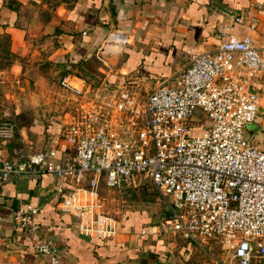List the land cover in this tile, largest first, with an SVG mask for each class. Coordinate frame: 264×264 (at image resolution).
Returning a JSON list of instances; mask_svg holds the SVG:
<instances>
[{"label": "built area", "instance_id": "1", "mask_svg": "<svg viewBox=\"0 0 264 264\" xmlns=\"http://www.w3.org/2000/svg\"><path fill=\"white\" fill-rule=\"evenodd\" d=\"M102 42L98 51L106 56V45L121 47L127 37L111 31ZM185 52L180 69L144 92L128 80L61 75L58 90L72 112L63 111L57 132L40 146L17 140L0 153V180L51 175L54 209L69 214L80 234L105 239L118 220L103 212L100 190L134 184L140 173L167 208L140 234L177 235L221 264H256L264 258V143L246 139L244 127L264 128V93L257 89L264 47L229 32ZM13 129L0 121V137L12 138ZM38 208L19 202L6 221L11 231L36 234L35 252L58 264L57 246L34 220ZM4 220L0 215V243ZM213 244L218 255L209 252Z\"/></svg>", "mask_w": 264, "mask_h": 264}, {"label": "crops", "instance_id": "2", "mask_svg": "<svg viewBox=\"0 0 264 264\" xmlns=\"http://www.w3.org/2000/svg\"><path fill=\"white\" fill-rule=\"evenodd\" d=\"M218 1L233 15L215 10L211 0H0V121L13 124V139L22 140L23 145L32 142L38 147L50 133L57 132L63 111L58 118H52L51 108L39 113L35 104L29 106L30 122L17 125L15 116L21 109L22 97L12 91L14 86L22 87L19 78L30 71L35 53H39L35 42H49L53 36L61 41L62 50L77 51L74 61L82 54H90L111 31L125 34L127 43L121 47L108 45L115 47L109 53L122 49L120 58L124 56L114 80L137 85H154L175 73L186 63V48L213 45L229 32L246 34L264 47V0ZM98 52L97 58L101 56ZM98 59L106 64L104 57ZM28 74L33 77V71ZM260 88H264V81L257 85ZM11 139L0 137L1 154L8 153ZM53 185L49 174L0 180V215L5 218L0 264H48L46 256L33 248L36 234L11 231L6 218L9 207L19 202L33 204L38 193ZM34 220L57 246L58 264L168 262L161 258L167 247L157 238L166 233L140 234L145 226L142 221L128 230L117 229L113 237L95 239L80 234L69 214L54 209L51 197L39 206ZM185 246L191 248L187 243Z\"/></svg>", "mask_w": 264, "mask_h": 264}, {"label": "rangeland", "instance_id": "3", "mask_svg": "<svg viewBox=\"0 0 264 264\" xmlns=\"http://www.w3.org/2000/svg\"><path fill=\"white\" fill-rule=\"evenodd\" d=\"M35 43L39 53H35L33 64L28 72L31 75L33 71V77H29L28 73L23 74L19 78L22 87L17 88L14 86L15 89L12 90L14 94L19 93L22 97L19 103L21 109L15 116L17 125L30 122L28 112L31 104H35V108L38 109L39 113L43 112L44 108H51L53 114H50V117L52 116V118H58V114L62 111L72 112V103L66 102L65 97L59 93L57 86L59 77L64 73H73L89 81H97L104 77L114 80L117 75L115 73L116 68L124 58V56L120 58L121 49L119 53H109L106 56L98 52V55L105 58L106 64L99 60L95 53L103 43L102 40L95 45L90 54H82L74 61L73 56L77 54V51L75 49L62 50L60 48L61 41H56L54 36L49 42L40 40ZM73 43L76 44V41L73 40ZM57 47H59L58 50H55ZM105 47L107 49L115 48L108 45ZM50 53L53 54L48 56ZM132 84V88L140 92L149 90L153 85L138 83L135 86ZM259 91H264V88H260ZM198 113H200L199 110H194V115ZM261 117L263 118L264 115L261 114ZM41 119L43 120L42 116ZM199 125L203 124L199 123ZM199 130V128H196L192 133H198ZM13 134L11 141L12 144H15L16 139H13L16 136L15 129H13ZM244 137L252 143H259L263 146L264 128L256 127L255 122H249L244 127ZM134 180H136L134 184L121 186L113 191L100 190L103 212L113 216L116 220H119L123 214L128 212H139L141 213L139 220L142 221V224L156 222L167 211L165 204L161 202L153 185L147 178L142 177L139 173L132 178V181ZM157 238L161 240L162 245L167 247V251L161 256L163 261L168 260L169 263L164 262L165 264H221L212 255L203 254V252L193 247L187 249L184 240L177 235L160 234ZM213 246L209 252L218 255L219 245L213 244ZM256 264H264V258L258 259Z\"/></svg>", "mask_w": 264, "mask_h": 264}, {"label": "water", "instance_id": "4", "mask_svg": "<svg viewBox=\"0 0 264 264\" xmlns=\"http://www.w3.org/2000/svg\"><path fill=\"white\" fill-rule=\"evenodd\" d=\"M211 4L212 7L215 10H219L222 12H225L226 14L232 16L233 12L231 10H229L228 8H226L223 4H221L218 0H211ZM256 127H261L260 125H258L257 123H255ZM56 191V188L53 186L47 190H45L44 192L38 193L35 202L32 204L34 206L39 207L40 205H42L48 198H50L52 196V194ZM31 204V203H30Z\"/></svg>", "mask_w": 264, "mask_h": 264}, {"label": "trees", "instance_id": "5", "mask_svg": "<svg viewBox=\"0 0 264 264\" xmlns=\"http://www.w3.org/2000/svg\"><path fill=\"white\" fill-rule=\"evenodd\" d=\"M193 130L189 132L192 133ZM140 214L141 213L139 212H128L127 214H123L117 222V229L122 228L124 230H128L129 227L134 226L135 224H139V216H141Z\"/></svg>", "mask_w": 264, "mask_h": 264}]
</instances>
